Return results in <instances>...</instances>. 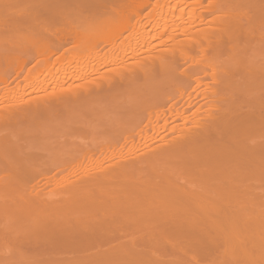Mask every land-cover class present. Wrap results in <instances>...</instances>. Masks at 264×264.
Listing matches in <instances>:
<instances>
[{
	"label": "bare ground",
	"instance_id": "6f19581e",
	"mask_svg": "<svg viewBox=\"0 0 264 264\" xmlns=\"http://www.w3.org/2000/svg\"><path fill=\"white\" fill-rule=\"evenodd\" d=\"M254 39L264 0H0V264H264Z\"/></svg>",
	"mask_w": 264,
	"mask_h": 264
},
{
	"label": "rangeland",
	"instance_id": "374dc122",
	"mask_svg": "<svg viewBox=\"0 0 264 264\" xmlns=\"http://www.w3.org/2000/svg\"><path fill=\"white\" fill-rule=\"evenodd\" d=\"M239 46L244 47L246 49L247 54H248L251 62L253 63V65H255V67L259 70V72H262L264 74V45H262V43L258 39H254V40H250V41L245 42V43H239ZM201 88H203V87H201ZM202 102L203 101L200 100L193 108H191L190 111H193V109L198 107L199 104H201ZM177 121H179V120H176V122ZM172 124H175V122H172ZM92 251H95V249L88 250V251H86V253H89V252L92 253ZM41 263H44V261L42 262V260H41L39 262V264H41Z\"/></svg>",
	"mask_w": 264,
	"mask_h": 264
}]
</instances>
